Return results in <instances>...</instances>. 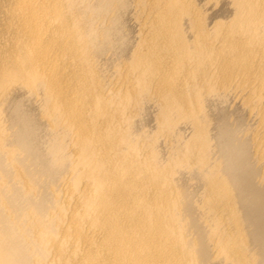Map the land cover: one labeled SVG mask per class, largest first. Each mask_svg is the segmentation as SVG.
I'll return each instance as SVG.
<instances>
[{"label":"bare ground","instance_id":"bare-ground-1","mask_svg":"<svg viewBox=\"0 0 264 264\" xmlns=\"http://www.w3.org/2000/svg\"><path fill=\"white\" fill-rule=\"evenodd\" d=\"M0 264H264V0H0Z\"/></svg>","mask_w":264,"mask_h":264}]
</instances>
